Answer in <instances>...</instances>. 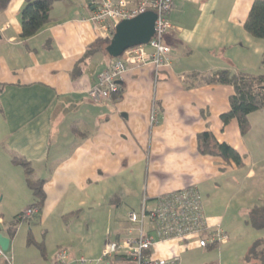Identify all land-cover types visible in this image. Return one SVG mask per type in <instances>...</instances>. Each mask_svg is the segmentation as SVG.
Segmentation results:
<instances>
[{"label":"crops","instance_id":"crops-1","mask_svg":"<svg viewBox=\"0 0 264 264\" xmlns=\"http://www.w3.org/2000/svg\"><path fill=\"white\" fill-rule=\"evenodd\" d=\"M88 1L55 0L49 21L29 38L20 36L25 0H11L0 12V156L15 166L14 157L25 159L33 179L43 181L45 195L34 218L40 220L44 239L34 240L28 228L26 246L36 247L38 255L24 264H53L55 253L46 251L44 240L47 222L60 206L70 209L61 220L75 217V206L87 207L95 222L102 219L100 250L79 249L73 243L82 241L78 232L69 241V253L64 249L68 264H80V258H98L107 239L124 238L128 214L138 213L143 201L152 208L159 195L189 187L201 196L209 227L227 233L222 215L210 209L229 198L226 205L245 210L243 226L255 231L248 221L249 211L264 202V144L258 143H264V111L249 115L251 129L241 136L235 120L221 121L233 88L202 83L203 76L219 70L262 72L264 40L243 28L254 0H174L168 14L172 29L164 37L171 49L169 64L159 70L131 68L117 81L119 93L102 103H93L87 91L113 60L103 51L86 55L92 44L106 38L84 20L91 12ZM205 132L237 151L243 166L199 153L197 136ZM21 170L29 193L14 212L3 206L11 198L10 178L3 174L0 179V232L10 240L11 258H16V239L26 228L18 215L34 203ZM106 202L124 210L96 213ZM29 235L42 249L27 242ZM258 240L264 249V240ZM229 243L230 237L226 244L201 249L195 241H172L154 247V256L178 255L181 264H190L192 252L204 254ZM246 255L238 263L252 264L245 262ZM109 264L131 263L114 258ZM216 264H222L220 258Z\"/></svg>","mask_w":264,"mask_h":264},{"label":"built area","instance_id":"built-area-1","mask_svg":"<svg viewBox=\"0 0 264 264\" xmlns=\"http://www.w3.org/2000/svg\"><path fill=\"white\" fill-rule=\"evenodd\" d=\"M91 12L84 19L105 36L113 35L115 27L123 20H129L145 12L156 14L154 33L147 44L130 48L114 59L110 69L102 71L97 81L87 91L93 103L110 101L118 93L117 81L131 68L152 66L159 70L169 64L171 49L164 43V37L171 31L168 14L174 0H89ZM39 210L29 206L19 215L18 220L29 221ZM130 227L120 240L107 239L98 258L77 260L80 264H109L114 258L131 264H181L178 255L171 258H156L154 247L172 241H195L199 248L218 247L228 241L227 233L220 228L209 227L204 215L201 196L192 187L159 195L152 208L143 201L138 213L128 214ZM0 260L12 264L0 249ZM70 257L66 250H58L53 264H68Z\"/></svg>","mask_w":264,"mask_h":264},{"label":"trees","instance_id":"trees-1","mask_svg":"<svg viewBox=\"0 0 264 264\" xmlns=\"http://www.w3.org/2000/svg\"><path fill=\"white\" fill-rule=\"evenodd\" d=\"M10 1L0 0V12L7 8ZM54 1L25 0L24 7L20 13V36L22 38L34 36L49 21V13ZM243 28L252 38L264 40V0H254ZM111 38L112 35L105 39H98L88 48L86 55L103 51V54L111 60L119 58H113L108 53ZM261 70L262 72L257 75L244 72H232L230 70H219L210 76L202 77V83L228 85L233 88L234 94L229 98V112L221 116V121L227 124L229 121L235 120L241 136L248 134L251 129L248 119L249 115L259 110L264 111V57L261 61ZM2 90L3 86L0 85V94ZM197 148L202 155L219 157L226 162L234 163L237 167L243 166L242 158L237 151L226 143H218L211 133L205 132L197 136ZM12 161L23 169L25 183L31 191L34 200L31 206L37 207L40 212L45 199L42 189L43 181L33 179L32 168L22 157L16 156ZM248 223L255 231H264V202L261 206L253 207L249 211ZM8 232L9 236L12 237L15 233V226H12ZM27 242L42 249V245L35 244L30 235L28 236ZM261 245L262 241L260 240L254 243V247L249 250L245 257V262L264 264V249L259 250L260 247L262 248ZM208 248L212 249L214 246ZM254 251L257 254L251 257ZM0 264L6 263L0 260Z\"/></svg>","mask_w":264,"mask_h":264},{"label":"rangeland","instance_id":"rangeland-1","mask_svg":"<svg viewBox=\"0 0 264 264\" xmlns=\"http://www.w3.org/2000/svg\"><path fill=\"white\" fill-rule=\"evenodd\" d=\"M260 146H262V141H258ZM253 149V148H252ZM3 156V153L0 154ZM0 156V160L4 161L0 162V179H2L3 174L7 175L10 178V186L8 188L9 194H11V198L8 199V196L3 202V206L8 208V210L14 212L15 207L18 208L20 202H22L23 195L25 193H29L25 186L23 185V174L22 170L19 166L12 165L8 162V159H5ZM4 172V173H3ZM102 187V186H101ZM99 188V192L101 190ZM100 194V193H99ZM10 196V195H9ZM104 196V195H103ZM217 196V192H216ZM21 197V198H20ZM223 196L219 195V199H222ZM215 199V198H214ZM213 200V197L212 199ZM229 198H226L225 201L228 202ZM99 202H105V199H99ZM227 202H223L221 207L218 208L214 205V211L210 209V203L208 202V208L212 214L222 215V225L226 229L228 236L230 237V243L227 247L222 249H216L210 251L208 253H204L200 251L192 252V261L190 264H216L219 258L221 259L222 264H240L238 263V259L242 256L246 255L248 250L253 248L254 243L258 239L264 240V231L255 232L248 228L244 223L243 226V219L246 218V211L240 210L237 206H230L229 207ZM230 202V201H229ZM107 204V202L105 203ZM101 205L96 211V213H101V211H111L112 209H119L124 210L122 205H117L112 207V205ZM66 206L58 207L53 214L51 215L50 219L47 222V233L48 235L45 237L46 239V251L56 253L60 249L68 250V245L71 237H73L75 232L79 233V237L82 241L73 243L79 245V249L82 247L91 249L92 250H100L101 246L104 242V231L102 230V219L98 218L96 222L92 219H89L87 214V207H76L73 208L71 211H77L75 213V217L68 218L67 220H61V217L70 212V209L67 210ZM17 212V211H15ZM73 221V222H72ZM39 222L37 219H31L29 221H22L21 223L24 225L23 230L17 236L16 239V251L17 255L16 258H11L10 255L12 253L11 248L5 252L7 257H10L12 264H24L29 263L35 259L36 255H38V250L33 245L26 246V235L28 228H32V236L34 240L41 241L44 237L41 235V228H39ZM19 224V223H17ZM40 232V233H39ZM228 237V239H229ZM64 242V243H62ZM91 246V248H89ZM263 248L260 247L259 250ZM257 254L256 251L251 255L254 257ZM252 260V259H251ZM189 262V261H188ZM252 263V262H251Z\"/></svg>","mask_w":264,"mask_h":264},{"label":"water","instance_id":"water-1","mask_svg":"<svg viewBox=\"0 0 264 264\" xmlns=\"http://www.w3.org/2000/svg\"><path fill=\"white\" fill-rule=\"evenodd\" d=\"M156 14L145 12L136 17L121 21L114 30L108 47V53L113 58L120 57L124 51L148 43L154 33ZM9 238L0 232V249L6 252L9 248Z\"/></svg>","mask_w":264,"mask_h":264}]
</instances>
